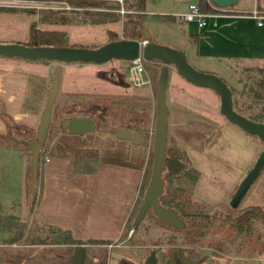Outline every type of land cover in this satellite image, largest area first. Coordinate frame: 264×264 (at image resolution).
Returning <instances> with one entry per match:
<instances>
[{"label":"crops","instance_id":"1","mask_svg":"<svg viewBox=\"0 0 264 264\" xmlns=\"http://www.w3.org/2000/svg\"><path fill=\"white\" fill-rule=\"evenodd\" d=\"M180 1L178 4V0H172L173 4L169 9H177L172 10L171 14H167V10L166 13L154 14L170 15L176 20V16L186 13L191 1L196 2V0ZM210 4L216 10L205 13V23L201 26L196 20L178 18L181 34L188 42V47L177 48L184 51L186 55L192 54L198 70L219 76L232 70L234 75L236 74V80L241 70L264 68V0H237L236 3L226 7H217L211 2ZM1 5L19 9H0V43H26L32 23H35L39 29L64 30L68 34V42L71 46L90 48L109 41L108 29L117 34L122 29V21L40 22L36 13H30L27 10V8L34 9L33 6L20 2L0 3ZM100 8L116 11L113 6H107L106 3L98 7ZM76 9L78 8L65 11H69L68 14H70ZM140 10L143 11L142 8ZM154 42L164 44L159 40ZM1 57L0 100L15 121L35 129L40 120L56 64L60 66L59 81L63 73L61 81L65 86L64 92L91 93L90 89L85 88L83 81L75 82L72 79L96 77L92 74L103 71L102 66L107 63V61L102 63L56 62L45 59L39 62L38 59L16 56ZM152 60L157 61V59ZM145 72L150 78L148 86H152L151 77L147 70ZM173 75L175 73L172 72L170 76ZM177 75L173 77L178 84ZM108 76L118 85L124 86V80L118 72L112 71ZM188 88L191 90L190 86ZM210 93L212 99L207 101L209 106L206 105L210 109H207L201 97H198L201 100L195 98L190 101H180L179 98L175 99V96L169 98L168 131L170 130L171 134L182 143L191 163L199 172L193 186L194 196L208 204L216 205L230 199L237 184L252 166L264 144L256 135L249 134L229 122L219 112V96L215 92ZM125 94L140 95L128 92ZM142 96L150 97L152 102H155L152 91L149 95ZM66 120L61 121L60 130L53 132L42 149L38 168L40 199L32 212L28 211L24 196L27 155L17 149L0 145V165L7 158L9 160L14 158L18 161L20 168L19 183L22 200L19 202V211L16 216L20 221L28 224L32 222L69 229L72 235L79 239L106 240L105 243H90V245H106L108 252L116 247H132L124 245L121 241L124 239L119 237L141 196L142 186L152 163L151 139L132 143L117 137L114 131L96 129V125L90 131L73 133L66 130ZM4 131L5 125L0 118V132ZM79 147L98 150L93 171L75 169L74 152ZM247 205L264 206V166L241 199V207ZM110 243L112 245L108 247L107 244ZM60 245L74 246L67 243ZM199 252L205 255L203 264H235L237 259L264 264V254L252 257L235 256L203 247ZM156 258L158 264L165 260L176 264L169 257L163 256L161 251L156 252ZM144 263L143 250L141 264Z\"/></svg>","mask_w":264,"mask_h":264},{"label":"trees","instance_id":"2","mask_svg":"<svg viewBox=\"0 0 264 264\" xmlns=\"http://www.w3.org/2000/svg\"><path fill=\"white\" fill-rule=\"evenodd\" d=\"M74 4L81 5L79 10H72L74 15L68 14L64 9H35L27 8L30 13H36L38 21L47 23H107L119 21L121 15L117 11L98 9L104 5L105 0H71ZM136 0H130L127 10L122 15L125 20L131 21L135 34H124V39L143 38V25L140 23L139 14L135 5ZM144 0H141L142 6ZM196 3L203 13L216 10L208 0H196ZM139 6V9H141ZM16 10L14 6H0V9ZM108 40H118L117 33L108 29ZM29 46L51 45V46H71L68 42V34L64 30L39 29L35 23L30 25L29 38L26 43ZM246 70V69H244ZM249 70V69H247ZM264 72V68H255ZM258 88L253 90L256 97L264 100V77L256 81ZM232 95L233 108L240 114L251 120L264 123V105L257 110L254 109L256 102H241L234 95V90L229 87ZM80 97H93L85 101L79 99L64 105L59 109V117L68 119L72 116H90L95 120L96 129L103 131H115L116 128L124 127L130 130H137L145 142L149 124L151 123V114L149 112V103L147 96L142 95H120L111 94H91V93H70V95ZM54 113L57 112V105L53 106ZM0 118L4 122L5 131L0 132V145L17 149L27 155V166L25 173V204L29 212L35 210L40 199V189L38 185V168L41 162V153L47 141L51 138L53 132L60 130L59 125L52 130L50 120L47 137L40 147V153L37 165V177L35 188L30 189L31 165L30 154L32 141L35 137L33 127L15 121L5 109L4 103L0 100ZM169 107L167 110V142L165 167L162 172L163 191L159 194L158 200L163 206L172 207L177 215L183 220V227H173L161 222L151 211L147 212L154 217L155 221L162 224L169 230V233L154 245H167L163 251V256L169 257L176 264H181L177 257V252L181 258L187 260H197L203 264L205 255L200 254L199 250L204 246L215 249L224 254H228L227 246L232 248L235 256L252 257L264 254V206L247 205L235 208L228 207L225 211H208V204L196 198L193 194V186L198 177V170L193 166L182 143L168 131ZM64 128V127H63ZM62 128V129H63ZM170 134V136L168 135ZM98 150L96 148L79 147L74 152V166L76 170L87 169L93 171L97 162ZM152 160V154H151ZM151 171V168H150ZM150 175V174H149ZM233 194V193H232ZM231 197V196H230ZM146 212V214H147ZM13 223H18L24 229L25 222L17 219L13 215H0V227H9ZM42 227L36 229L30 238L31 243H44L60 245L67 243L74 245L75 251L80 245L86 246L90 243H105L106 240L97 239H79L72 235L71 231L59 226L48 224H38ZM135 228H132L134 231ZM16 232L10 242L19 238L22 230ZM29 233L25 235V238ZM131 236V234H130ZM125 238L121 233L119 239ZM132 238L129 237L128 241ZM163 242V243H161ZM236 242V243H235ZM85 249V247H84ZM156 250V248H152ZM104 264V261L101 262Z\"/></svg>","mask_w":264,"mask_h":264},{"label":"rangeland","instance_id":"3","mask_svg":"<svg viewBox=\"0 0 264 264\" xmlns=\"http://www.w3.org/2000/svg\"><path fill=\"white\" fill-rule=\"evenodd\" d=\"M37 3L41 6L34 7L35 10L38 9H54L52 6H47L49 4V0H36ZM104 1V0H103ZM130 0H124V5L127 8ZM181 1L178 0V4ZM173 4L172 0H144L142 6L143 11L138 8V11H142L140 16V23L143 25L142 32L146 31L150 35V39L152 41H163L165 45H168L172 48L183 47L184 49L188 47V42L181 34L180 31V23L177 21L178 16H176V20H174L173 16L170 15H155L154 13H166L171 14L172 10L176 11L177 8L169 9V7ZM177 5L176 3H174ZM177 7V6H176ZM80 6L78 9H81ZM166 8V9H165ZM101 9V8H100ZM74 15L73 11L70 13ZM174 14V13H173ZM122 23V29L124 28V34H135L137 33L133 30V25L131 21L125 20V18L119 20ZM121 32L117 34V38H123V33ZM178 45V46H171ZM179 49V48H177ZM186 55V54H185ZM2 56V55H0ZM3 57V56H2ZM1 57V58H2ZM186 59L188 63H190L194 68L198 69L195 66V61L192 54L186 55ZM33 60V59H32ZM42 60V59H38ZM40 62V61H39ZM145 68L151 77V85H143V86H133L129 82L128 68L129 61L122 58H112L107 63H105L103 67V71H100L97 74H92V76L96 77H74L72 81L75 82L83 81V85L85 88L90 89L91 94H111L113 96L120 95H130L125 93H135L140 95H149L152 91L153 100L155 101L156 91H157V74L159 71V67L161 66L160 61L150 60L144 61ZM63 70V69H61ZM200 70V69H199ZM106 73H105V72ZM118 72L122 79L124 80V86L118 85L116 81H114L111 77H109V73ZM203 71V70H201ZM63 72V71H62ZM103 72V73H102ZM175 73L176 78H178L179 82L175 81V77L170 76L171 73ZM60 73V72H59ZM108 74V75H107ZM100 77H99V76ZM217 75V74H216ZM223 76H219L229 87H232L234 90V95L239 98L241 102H256L254 107L257 110L260 106L264 105V100L256 97L253 94V90L258 88L256 81L262 77H264V72H260L255 69L249 70H241L236 80V77L232 70H228L222 74ZM179 76V77H178ZM60 81L58 82V91L55 97L54 104L57 105V114L54 113L53 106L51 111V122H52V130L53 131L56 126H58L63 120L59 113V109L64 105L72 103L73 101L84 99L85 101L93 99V97H80L77 95H70V93L64 92V84L63 81V73H61ZM184 80V81H183ZM235 80V81H234ZM234 81V82H231ZM114 82V83H113ZM117 83V84H116ZM232 83V85H231ZM188 84V85H187ZM72 85V84H71ZM73 86V85H72ZM191 90H189V87ZM75 87V86H74ZM204 88V87H203ZM214 92L210 88H199L192 85L190 82L186 81L173 67V65H169V80L166 88L167 94V104H170L169 98L174 97L178 100H201L198 97L203 98V103L206 106L207 101L212 99V94ZM260 92H262L260 90ZM79 93V92H77ZM88 93V92H85ZM170 93V95H169ZM173 95V96H172ZM197 96V97H195ZM149 103V112L151 114V123L149 124V130L146 133L147 138L151 139V147H152V136H153V128H154V120H155V102H152L150 97H147V101ZM206 106V107H207ZM207 109H210L207 107ZM35 129V128H34ZM170 132V130H169ZM171 133V132H170ZM170 136V134H168ZM152 161V160H151ZM151 168V165H150ZM150 168L147 173V177L144 180L141 196H139L135 207L130 215L128 222L126 223L123 233L125 234V238H123L124 245H129L132 247L125 248H113L109 250L106 249V245H86L84 251V259L82 264H141L142 256L144 250L145 259L153 250L152 248H156L155 253L158 251L163 254V251L167 248V245H154L155 242H160L165 236L169 233V230L164 227L162 224L155 221L154 217L147 212L143 219L138 224L137 228L131 232V236H128L129 231L132 229V221L136 214L137 208L142 200L143 192L147 186ZM20 168L18 161L14 158H7L3 164L0 165V215H18L19 211V202L22 200V191L20 190ZM25 192V191H24ZM25 196V193H24ZM228 201L218 203L212 207L208 208V211H225L228 207ZM241 206V203L239 204ZM29 211V210H28ZM17 217V216H16ZM18 220H20L17 217ZM39 223L29 224L25 222L24 229L18 223H13L11 226L0 227V264H71L75 256V247H66L63 245H54V244H44V243H31L30 238L36 229H40ZM19 238L14 239L13 242H10V238L18 231H21ZM41 231V229L39 230ZM42 232V231H41ZM29 233V236L25 238V235ZM35 234V233H34ZM129 237L132 238L131 241H128ZM163 243V242H161ZM236 243V242H235ZM204 248H207L204 246ZM227 250L229 254H234L233 249L227 246ZM161 255V254H160ZM244 262V263H242ZM160 263V262H159ZM145 264V263H144ZM160 264H173L169 260H165ZM235 264H255V262H249L237 259Z\"/></svg>","mask_w":264,"mask_h":264},{"label":"water","instance_id":"4","mask_svg":"<svg viewBox=\"0 0 264 264\" xmlns=\"http://www.w3.org/2000/svg\"><path fill=\"white\" fill-rule=\"evenodd\" d=\"M217 7H226L236 3L237 0H209ZM107 6H118L117 0H106ZM141 0H136L135 5L140 6ZM146 43L141 46V54L146 61L157 59L161 66L157 74V91L155 97V120L152 136V163L147 186L143 192L142 200L137 208L131 223L132 228L138 226L148 209L163 223L173 227H183V220L175 210L169 206H163L158 196L163 191L162 172L165 167L166 142H167V103L166 88L169 79V65L188 82L212 89L219 96V112L231 123L237 125L249 134L256 135L264 144V123L249 119L233 108L232 95L229 86L216 74L204 72L194 68L186 59L185 52L168 45L150 41L148 32H143ZM139 41L137 39H118L107 41L102 45L90 48L83 46H29L19 42L0 43V55L16 56L25 59H45L56 62H95L102 63L112 58L130 60L138 55ZM60 66L53 68L48 94L41 111L40 120L35 130L32 141L30 165L31 180L30 189L35 188L37 177V165L40 147L44 143L51 120L52 106L58 91ZM66 130L73 133H84L95 128V120L90 116H72L65 121ZM115 135L127 139L132 143H139L142 139L137 130L124 127L115 129ZM264 166V146L256 157L254 163L237 184L228 203L235 208L242 197L260 173ZM84 246L80 245L71 264H82ZM181 264H199L197 260L181 258L177 252ZM145 264H158L154 250L145 259Z\"/></svg>","mask_w":264,"mask_h":264},{"label":"built area","instance_id":"5","mask_svg":"<svg viewBox=\"0 0 264 264\" xmlns=\"http://www.w3.org/2000/svg\"><path fill=\"white\" fill-rule=\"evenodd\" d=\"M118 6L114 7V9L121 16L125 13L127 8L124 5V0H117ZM23 3L28 6L39 7L36 0H0V3ZM47 6H52L54 9H64L69 10L73 8H79L80 5L74 4L71 0H49V4ZM205 13L199 9L197 3L195 1H191L188 4V10L184 14H180L178 18L180 20H196L198 25L201 26L205 23ZM146 43V40L139 41V51L138 55L129 60V68L128 75L130 82L133 86H143L150 84V78L146 74V70L144 68V61L141 54V46ZM132 229L129 231L128 236L131 234ZM111 243L107 244L108 247H111Z\"/></svg>","mask_w":264,"mask_h":264}]
</instances>
